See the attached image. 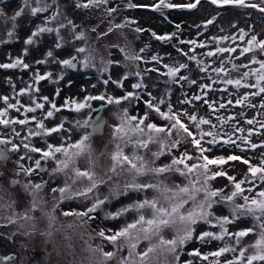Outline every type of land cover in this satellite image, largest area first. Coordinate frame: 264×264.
<instances>
[{"label":"snow or ice","instance_id":"6c2138e0","mask_svg":"<svg viewBox=\"0 0 264 264\" xmlns=\"http://www.w3.org/2000/svg\"><path fill=\"white\" fill-rule=\"evenodd\" d=\"M201 0H192V2L178 5L172 0H155L150 5H141L127 0L125 7L150 8L154 11H163V9H172L184 7L194 9L199 5ZM213 5H235L245 8L258 9L264 13V0L259 3L252 0H210ZM55 5V7H54ZM76 9H86L89 11L103 8L108 17H112L118 11L119 5L110 2V0H73ZM28 11L31 17H40L41 14L50 13L42 17V23L35 26V30L31 32L24 41L26 45L37 43V37L45 33H55L54 49H62L66 43L75 44L76 41H86L85 31H77L81 26L75 23L67 16L64 19L66 23L58 21L62 15L58 0H22V6L14 12L11 17L0 9V17L11 20L12 30L7 33L9 38L13 37L16 29L17 18L22 17ZM216 18L212 17L204 22L203 27L215 23ZM55 23V26H49ZM111 24V21H109ZM136 21L124 19L122 23L112 24L107 32H101L97 35V39L107 36L114 29H122ZM197 27H200L199 25ZM181 26L176 25L177 32L157 34L151 32V36L161 42H171L177 38V33ZM62 29H69L73 34L72 41H66L61 35ZM96 32V28L91 29ZM136 33H142L145 29L136 27ZM150 31V30H149ZM240 40L245 41V46H217L215 50H208L202 55L211 59L205 63L204 59H199L197 48L204 49L207 45L194 39L183 40L178 39L179 45H191L187 51L178 48V51L187 61H194L199 72L207 75V82H201L200 79H192L189 75L182 74V70L189 69L188 63L179 61L170 65L163 62V58L159 54L151 55L145 59L139 53L145 52L148 45L141 47L139 53L126 50L125 47L114 45L119 52L124 54L127 61L144 60L145 63L156 62L163 64V68L167 71L162 72L159 67H150L144 70L147 73H159L169 78L166 83L183 84L186 82L189 86H196L197 94L190 98L185 97L178 101L180 105H192L193 110L187 108H175L171 103L167 102L169 93L166 91L164 96H154L151 91L147 92L149 99H143L139 92L125 91L121 96L114 97L111 95H88L83 99L77 100L71 97L66 98L60 106L49 99L48 96H35L39 93V83L41 81L52 78V72L41 74L36 70L32 75V83L19 91L15 92L14 97L7 95L0 96L4 107L0 108V126L10 129L12 139L0 138V144H10L11 151L22 153L16 161L17 172L19 176L23 173L25 177L39 175L38 170L43 169L41 161H51L53 166L47 173L49 176H57L62 174L64 179L62 184L52 186L49 180L43 179L39 183L28 180L21 184L18 180H13V184H19L23 190L32 197L30 205L24 212L16 211L17 201L12 198L11 194L6 193L3 186L0 185V209H6L8 215L0 217L6 224H16L20 221L30 222L35 219L33 213L36 210L41 211L49 219V228L53 226L56 220L54 213L60 208L65 201H78L76 208L69 207L68 210L61 209V214L65 217H75L78 224H68L67 228H80L87 231L86 225L89 222H95L97 215L106 204H110L112 200L127 196L129 193L141 194L142 198L133 200L114 212L105 211V220H116L120 217H126L128 213H134L131 220L125 222L118 230L112 228H99L95 235L101 238L102 242H106L113 247L112 251H104L103 247L97 246L89 250L95 255L102 253L104 261L116 259L117 264H145V258L153 253L157 248H163L171 255V260H166V264H182L181 252L186 244L198 241L202 245H209L215 241L223 242L222 246H218L213 251L203 252L200 248H193L188 255L199 258L207 264H264V151L259 153V159L254 162L251 156L246 155L247 152H255L257 149L264 150V138L259 142L252 140L253 135L264 137V59H259L256 53L264 56V39L258 38L240 29ZM248 37L246 40L245 38ZM213 43L220 41H235V37L221 36L212 37ZM95 49L90 48L87 44L74 48V53L68 58L58 59L54 56L53 50H48L44 60L36 61L37 64H45L48 58H52L54 63L62 66V69H75L77 64H82L83 68H96L94 63ZM226 53L235 54V57L225 56ZM252 54L249 56L248 54ZM27 54V48L24 49ZM81 54H85L81 59ZM241 57H247V62L241 60ZM239 60L240 63L234 62ZM120 61L112 59L100 58L102 68H97L98 72L105 73L109 71L110 66L119 64ZM216 65L212 67V65ZM227 65H231L230 68ZM258 65V67H251ZM23 68L29 69L30 65L25 63L21 57H17L11 63L0 64V69L7 68ZM127 67V65H125ZM138 67V65H137ZM211 69L215 76L209 73ZM236 73V75H232ZM129 75L139 77V81L132 85V88L140 90L146 89L147 85L143 83L144 76L140 71L126 73L123 77L112 80L111 76L104 79L105 85L111 83L123 88V81L127 80ZM64 78L63 71L58 77ZM217 83H222L226 87L220 89L228 93L227 97L221 96L218 99H211L209 93L216 91L214 87ZM227 86L236 89L235 93H230ZM15 91V85L13 84ZM240 89L245 91L240 92ZM28 95L30 103H21L19 97ZM56 95H59L57 90ZM260 97L259 104L253 103L252 98ZM146 107V111L141 114H129L127 108H123L120 112L115 113L118 121L112 128V140L114 145L113 151L110 153L112 161L108 170L100 175L95 170V162L93 159V149L88 143L94 131L101 128V124L94 126L92 131H88L89 119L75 120H58L54 124H46L55 117L56 113L62 109H68L69 112L81 113L85 109L89 111L93 105L91 101H107L109 105H120L124 101H140ZM194 101H199L206 106L211 115H200L196 111ZM48 104L50 107L46 108ZM230 105L239 106L240 108L259 109L251 118H247L243 112L234 115H220L221 110L227 112ZM166 108L162 110V107ZM9 110H15L17 116L10 115ZM40 110V114L36 115ZM32 114V115H29ZM86 115L88 113H85ZM159 117L164 123L158 124L152 116ZM215 118V122L214 119ZM238 117L240 119H238ZM241 119L246 125L252 127H243ZM104 121V118L101 117ZM34 122L35 127L30 126ZM106 123V121H104ZM66 123L71 125L66 127ZM203 126H209L205 128ZM19 127V130H18ZM80 135L77 139H73V132L79 131ZM230 129V130H229ZM22 133H25L22 135ZM0 137L3 134L0 133ZM33 137H58V142L52 143L45 140L43 147H37L31 142ZM19 140L18 143L13 142ZM150 145H156V151H152ZM213 146H227L233 149H239V152L233 151L227 155L213 154ZM125 148H130L129 153H125ZM32 153L38 154L39 158H34ZM83 157L84 167L76 166V161ZM161 157H167L168 162L157 163ZM8 153L0 150V160H7ZM22 161H33L35 167L25 166ZM236 163L245 166V171L240 175L229 174L230 170L235 171ZM127 175L129 179L122 183L119 180L113 181V176ZM176 175L183 177L181 183L173 181L167 183L170 176ZM106 177V178H105ZM148 179L142 180L141 178ZM163 177L164 179H161ZM218 178L226 180L222 187H215L214 182ZM109 181H112L109 184ZM109 185V192L101 198L98 188L100 185ZM52 196L53 207L52 212H45L41 207L45 203L41 193L45 188ZM151 193V194H150ZM5 196L8 197L5 200ZM242 201L238 203L237 201ZM221 208H227V214L220 213ZM251 217L253 221L252 227L239 228L230 230L229 226L235 225L241 219ZM207 225L208 229L199 226ZM20 227H24V223H20ZM171 228L174 230V237L164 239L160 236L158 244H151L141 253L137 251L138 245L142 241L151 242L154 236H159L162 230ZM63 230V226L56 229ZM250 234H254L256 239L251 244H244V238ZM12 235H15L13 233ZM25 236H31L32 233L25 231ZM46 235L51 236L48 232ZM91 239V234H89ZM11 240L12 236L6 237ZM71 239V237H66ZM127 249V256L123 252ZM249 249L252 251L249 252ZM118 253L120 255H118ZM231 253L229 258L226 254ZM247 253V255H246ZM210 257L213 258L210 260ZM223 258V259H221ZM15 255L0 256V264H14ZM100 264H104L103 261ZM183 264H194L192 260L183 261Z\"/></svg>","mask_w":264,"mask_h":264},{"label":"rangeland","instance_id":"374dc122","mask_svg":"<svg viewBox=\"0 0 264 264\" xmlns=\"http://www.w3.org/2000/svg\"><path fill=\"white\" fill-rule=\"evenodd\" d=\"M22 0H0V9L6 14V17H11L16 10L21 6ZM110 2H114L119 5L118 11L113 14L112 17H108L106 13L103 11V8L95 9L92 11L86 9H76L73 5V0H58V3L61 8L62 15L58 18L56 23H66L67 21L64 19L65 16L71 18L75 23L79 24L81 27L77 29V31H85L87 40L86 41H76L75 44L66 43L65 47L62 49H54L55 42V33H45L42 36L37 37V43L32 45H26L24 41L28 38L33 30H35V26L37 24L42 23V17L44 15H49L50 13L41 14L38 17H31L27 10L22 17L17 18L16 21V29L15 34L18 43L15 44V48L18 51H24L27 48V52H31L34 50L40 51L39 60H44L46 57V53L48 50L54 51V56L58 59L68 58L70 55L75 54L74 48L77 46H83L87 44L90 48H94L96 59L94 63L96 64V68H83L82 64H77V68L75 70L71 69H62V66L54 63L52 58H48V62L45 64H40L41 69L40 73L44 74L46 72H52L53 78L47 80V84L44 81L39 83L40 92L34 93L38 96H48L50 99L51 93L55 94V103L57 106H60L64 103L66 98L73 99H83L88 95H111L114 97L121 96L125 91H136L142 96L143 99H149L147 96V92L151 91L154 96L161 97L164 96L166 91L169 93V96L166 98L167 102L171 103L175 108H187L189 111L193 110L192 105H180L178 103L179 100L185 97V94L190 98L192 95L197 94L196 86H189L186 82H181V84H173L171 82L166 83L169 80L168 77L162 76L159 73H147L144 74V70L150 67H159L162 72L167 71V69L163 68V64H157L156 62L145 63L144 60L140 61H127L124 59V54L119 52L118 48L112 47L114 45H119V47H125L127 45L126 50H131L133 52L139 53V49L148 45L145 52L139 53L145 59L150 58L151 55L159 54L163 58L164 63H168L170 65L179 61L181 63H188L189 69L182 70V74L189 75L192 79H200L201 82L210 83L207 80V75L205 73H201L198 71L194 61H187L186 57H183L178 48H183L187 51L191 45H179L178 39L189 40L194 39L198 42H203L207 45V48L200 49L197 48V54L199 59H204L205 63H208L211 59L203 56V53H206L208 50H215L217 46H239L240 48L245 46V41L238 39L241 35L240 29H243L245 32L251 35H256L258 38L264 39V13L260 12L258 9L253 8H245L239 7L235 5H224L218 6L213 5L210 0H201L198 7L194 9L177 7L172 9H163V11H154L150 8L139 7V8H127L125 4L127 0H110ZM133 3L141 4V5H150L155 2V0H132ZM173 3L178 5H184L192 2V0H172ZM252 2L259 3V0H252ZM55 7V5H54ZM215 17V23L212 25H208L207 28L203 27V24L206 20ZM127 18L129 20L136 21L135 24L129 25L132 27V30L129 29L128 26L121 29H114L112 32L108 33L107 36H103L100 39H97V35L101 32H107L108 28L112 26V24L122 23L124 19ZM111 21V24L109 23ZM176 25H180L181 28L177 33V38H174L171 42H161L155 40L151 36V32H156L157 34H166L177 32ZM200 27H197V26ZM49 26H55V23ZM136 27H141L145 29L142 33H136L134 29ZM96 28V32H92L91 29ZM12 30V22L11 20H6L4 17H0V36H3ZM150 30V31H149ZM61 35L64 36L66 41H72L73 34L69 29H62ZM221 36H230L235 37V41H220L218 43L212 42V37H221ZM248 37L245 38V40ZM21 42V43H20ZM7 45L11 44V39L7 40ZM8 49V48H7ZM43 51V52H41ZM27 53V54H28ZM32 56L31 53H29ZM259 59H264V56H260L259 53H256ZM85 54H81V59ZM225 56L235 57V54L226 53ZM251 56L252 54H248ZM21 57L19 55L9 57L6 59H12L14 61L15 58ZM104 59H112L114 61H120L119 64H113L110 66L109 71L105 73H101L97 71V68H102L100 64V58ZM22 58V57H21ZM25 61V57L22 58ZM31 61L35 59V57L30 58ZM241 60L247 62V57H241ZM34 60L32 64H37ZM236 63H240L239 60H234ZM127 65V67H125ZM138 65V67H137ZM216 65H212L215 67ZM228 68L231 65H227ZM251 67H258V65H251ZM43 68V69H42ZM14 68H7L5 71L12 73ZM26 69L19 68L18 71L20 73H24ZM63 71L64 78L59 79V75ZM135 71H140L144 76L143 83L147 85L146 89H134L132 85L139 81V77L135 75H129L127 80L123 81L124 87L120 88L116 84L109 82V84L105 85L103 83L104 79H108L111 76L112 80H116L119 77H123L126 73H131ZM209 73L212 76H215V73L209 70ZM32 71H29L25 74L24 77H20L19 83L29 84L32 77ZM232 75H236V73H232ZM1 82V81H0ZM5 86L8 84L5 81H2ZM50 82V83H48ZM49 86L47 87V85ZM3 85H1V88ZM25 86H20V88H24ZM217 90L210 92L209 97L211 99H218L221 96L227 97L228 93L220 91L226 87L222 83H217L214 86ZM230 93H235L236 89L232 86H227ZM52 88L54 90H52ZM57 90H59V95H56ZM12 91V90H11ZM16 91V88H15ZM14 89L10 93L9 97H11L15 93ZM245 91L244 89H240V92ZM1 92V91H0ZM44 93L46 95H44ZM28 97V95H24ZM143 99L140 101H124L120 105L112 104L109 105L105 110L106 123L104 126V130L100 134L92 135L90 141L88 142L93 149V159L95 162V170L103 175L108 168L111 166L112 161L110 158V153L113 151L114 145L111 143L112 140V128L110 125L117 123L118 121L115 118V113L120 112L123 108H127L129 114L139 115L143 111H146V107L143 103ZM252 102L259 104L261 102L260 97L252 98ZM1 103V101H0ZM194 106L196 111L199 112L200 115H211L206 106L202 105L199 101H194ZM46 108L50 107V105L46 104ZM162 110L166 111L164 106H161ZM259 109L252 108H240L239 106L230 105L228 107L227 112L221 110L220 115H234L239 112H243L246 114L247 118H251ZM89 110L85 109L83 112L77 114L74 112H69L68 109H62L61 112L56 113L55 117L50 121H46V124H54L58 120H75V119H86V116L89 114ZM85 113H88L87 115ZM36 115L40 114V110L35 113ZM152 119L158 123L162 124L163 121L160 120L159 117L152 116ZM214 122L215 118L213 117ZM238 119H240L238 117ZM35 127L34 122L30 125ZM71 125L66 123V127H70ZM243 127H252L246 125L241 119V125ZM208 128L209 126H203ZM19 129V127H18ZM230 130V129H229ZM79 131L73 132V139H77L80 135ZM89 131V129H88ZM25 133H22L24 135ZM10 136V135H8ZM262 138L259 135H253L252 140L254 142H259ZM45 140L48 142L56 143L58 142V137L48 138V137H33L31 138V142L37 147H43ZM17 143L19 140H16ZM15 140L13 142H16ZM152 151H156V145H150ZM131 151L130 148H125V153H129ZM233 151L239 152V149L229 148L227 146H213V154L215 155H227ZM264 151L262 149H257L255 152H247L246 155L251 156L255 161L259 159V153ZM22 154V153H19ZM34 158H39L38 154L32 153ZM25 166L35 167L33 161H22ZM168 162L167 157H161L157 163ZM53 166L52 162L49 161V164L46 165V168L43 170H38L39 175H33L32 177H25L24 183H26L29 179L34 183H39L41 181V177L45 180H49L52 186L62 184L64 179L62 174L57 176H49L47 173L50 171ZM76 166L83 168L84 158L81 157L76 161ZM245 171V166L242 164L236 163L235 171L230 170L229 174H236L238 178ZM106 178V177H105ZM129 179L127 175H121L119 177L113 176V181L119 180L121 183L124 180ZM142 180L148 179L147 177L141 178ZM161 179H164L161 177ZM173 181L176 183H181L183 181V177H178L176 175L170 176L167 179V183L171 184ZM112 181H109L111 184ZM226 183V180L218 178L216 182H214L215 187H222ZM98 192L103 198V196L107 195L109 192V185H100L98 188ZM48 193V188L44 189V192L41 195L44 198L45 203L41 204V207L45 210V212H52L53 200L52 196ZM26 196L22 197V207L18 206V211L25 209L30 205V201L32 199L31 195L24 191ZM151 194V193H150ZM142 198L141 194L137 193H129L127 196H122L119 199H114L110 204H106L103 208V211H100L97 215V219L95 222H89L86 225L87 231H82L80 228H67L68 224H78L79 222L75 217L72 216H63L61 214V209L68 210L69 207L76 208L79 204L78 201H65L60 205V208L56 210L54 215L56 216V220L53 222V226L49 228V219L46 215H44L41 211L36 210L33 213H29L30 215H34L35 219L30 222H23L24 227L21 228V232L17 231L13 224V227L10 225L7 227V235L20 236L19 238L13 239V241L7 239L6 247H9L8 250H5L4 247L0 250V252H8V251H18L19 257L17 264H100L101 261L104 264H117L116 259H111L104 261V257L102 253H93L89 250V245L92 248L97 247L98 245L103 247L104 251H112L113 247L106 243L102 242L101 238L95 235L96 231L99 228H112L114 230H118L119 227L125 222V220H131L134 216V213H128L126 217H120L116 220H105L104 212H114L116 209L131 203L133 200ZM17 202H21V199L18 198ZM29 202V203H28ZM238 203L242 201H237ZM220 213L227 214V208H221ZM9 213L7 212V215ZM253 221L251 217H247L237 221L235 225L229 226L230 230H235L239 228H248L252 227ZM63 226V230L57 231V228ZM208 229L209 226L201 224L198 228L200 230ZM25 231H29L32 233L31 236H25L23 233ZM51 232L52 235L48 236L46 233ZM89 234H91V239L89 238ZM174 230L171 228H167L162 230L159 236H154L152 241H142L137 248L138 252H143L149 245L158 244L160 236L164 239H171L174 237ZM5 237L4 234L0 233V238ZM66 237H71V239H66ZM256 236L254 234H250L248 237L244 238V244H251L255 241ZM21 246H17V242L20 243ZM223 242L215 241L209 245H202L198 241L189 242L183 248L181 252V261L192 260L194 264H207V262L200 260L199 258L192 257L188 255L192 251V249L200 248L201 251H213L218 246H222ZM252 250L249 249V252ZM118 255H120L118 253ZM124 256H127V249L123 252ZM229 258H231L232 254H226ZM247 255V253H246ZM213 259L210 257V260ZM223 259V258H221ZM166 260H171V255L164 251L163 248H157L153 253H150L148 257L145 258V264H166ZM16 264V263H15Z\"/></svg>","mask_w":264,"mask_h":264},{"label":"flooded vegetation","instance_id":"af4514ba","mask_svg":"<svg viewBox=\"0 0 264 264\" xmlns=\"http://www.w3.org/2000/svg\"><path fill=\"white\" fill-rule=\"evenodd\" d=\"M21 6H22V2H21ZM9 31H11V30H9ZM9 39H11V44L7 45L6 42ZM17 43H18V40L16 39V36H13L11 38H9V36L7 34L0 36V64L13 62L12 59L6 60L9 57V55H11L12 57L19 55L22 58L25 57V61L27 64L30 65V68L26 69L24 73H20L18 71V68H14L15 70L12 73L5 71L6 69H0V81H1L0 82V91H1L0 96H4V95L9 96L10 93L13 91V84L15 85L16 91H19L20 89H22V88H20V86H26V84H24V83H21V84L19 83L20 77H24L25 74H27L29 71H32V74H33L36 70L40 71V69H41L40 64H32L34 60H39L38 57H40V51L34 50V51L29 52L32 54V56H30V54L28 52H27L28 54L25 55L23 50L22 51L16 50L15 44H17ZM41 52H43V51H41ZM31 57H35V59L31 61V59H30ZM47 80L44 81V83H46ZM2 81H5L8 84V86H5V84ZM30 83H32V77H31ZM48 83H50V82H48ZM1 85H3L2 88H1ZM48 86H49V84L47 85V87ZM52 90H54V89L52 88ZM44 95H46V94L44 93ZM14 96H15V93L11 97H14ZM35 96L39 97L38 95H35ZM19 99H20L21 103H23V104L30 103L29 96L28 97L21 96V97H19ZM50 99L55 102V94L51 93ZM2 107H4V105L1 101L0 108H2ZM9 112H10V115H12V116H17V115L22 116V113L17 114L15 112V110H9ZM29 115H32V114H29ZM0 133L3 134V137H0V138L12 139V136L10 134V129H6L3 126H0ZM8 135H10V136H8ZM16 143H17V141H16ZM0 149L6 151L8 153V159L7 160H0V185L3 186L6 193L11 194L13 199H15L16 201L18 198L21 199V202H17V204H16V211L17 212H23V209L21 211H18V206L21 205L20 207H22V205H24L23 204L24 202L22 203V197L25 196L26 198H29V196H26L24 194V190L19 184H13L12 183L13 180H18L21 182V184L24 183V179H25L24 174L20 173L19 176L16 175V172H17L16 161H17L18 156L20 154L12 152L10 144H0ZM45 164L46 165L49 164V161H45ZM7 199H8V197L5 196V200H7ZM7 212L8 211L6 209H0V217L7 216ZM20 223H21V221L16 223L15 228L17 231L21 232ZM10 225L13 227V224H6V222L4 220L0 219V233L5 235V237L0 238V250L2 249V247H4L5 250H8V248H9V247L5 246V245H7L6 237L12 236L11 241H13V239H15V238L20 237V236H14V235H7V227ZM17 246H21V241H20V243L17 242ZM5 255H15L16 259L14 261V264L15 263L17 264L18 257L20 256L17 250L16 251H8V252H2V251L0 252V256H5Z\"/></svg>","mask_w":264,"mask_h":264},{"label":"water","instance_id":"95a60500","mask_svg":"<svg viewBox=\"0 0 264 264\" xmlns=\"http://www.w3.org/2000/svg\"><path fill=\"white\" fill-rule=\"evenodd\" d=\"M76 69V68H75ZM72 69V70H75ZM93 107L91 109V112L89 113V115L87 116L86 119H89L90 123H89V131H92L94 126H96L98 123L101 124V128L98 131H94L92 135L94 134H100L103 132L104 130V126H105V109L108 106L107 101H99V100H94L91 101ZM101 117L104 118V121L101 120ZM1 150V149H0ZM41 164L43 165V169L46 167L44 161H41Z\"/></svg>","mask_w":264,"mask_h":264},{"label":"trees","instance_id":"16d2710c","mask_svg":"<svg viewBox=\"0 0 264 264\" xmlns=\"http://www.w3.org/2000/svg\"><path fill=\"white\" fill-rule=\"evenodd\" d=\"M197 7H198V6H197ZM197 7H196V8H197ZM196 8H195V10H196ZM115 23H116V22H115ZM128 27H129V29H131V30H132V27H130V26H128ZM121 30H122V29H121ZM122 182H123V181H122Z\"/></svg>","mask_w":264,"mask_h":264}]
</instances>
